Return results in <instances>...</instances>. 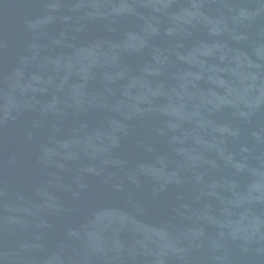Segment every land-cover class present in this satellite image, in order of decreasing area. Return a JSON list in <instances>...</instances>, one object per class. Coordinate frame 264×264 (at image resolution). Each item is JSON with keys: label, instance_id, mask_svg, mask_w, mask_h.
<instances>
[{"label": "water", "instance_id": "1", "mask_svg": "<svg viewBox=\"0 0 264 264\" xmlns=\"http://www.w3.org/2000/svg\"><path fill=\"white\" fill-rule=\"evenodd\" d=\"M0 264H264V0H0Z\"/></svg>", "mask_w": 264, "mask_h": 264}]
</instances>
